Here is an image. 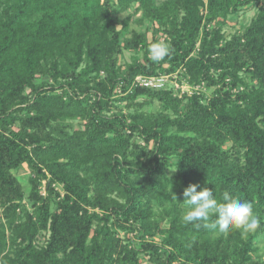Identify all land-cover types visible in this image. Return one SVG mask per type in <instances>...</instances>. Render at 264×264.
I'll list each match as a JSON object with an SVG mask.
<instances>
[{"label": "trees", "instance_id": "trees-1", "mask_svg": "<svg viewBox=\"0 0 264 264\" xmlns=\"http://www.w3.org/2000/svg\"><path fill=\"white\" fill-rule=\"evenodd\" d=\"M1 1L0 264H142V255L152 264H264L255 242L264 235V0ZM254 4L245 31L226 35L228 19ZM134 5L166 36L170 54L159 62L148 49L160 40L125 39L132 16H118ZM124 49L143 54L126 71ZM163 73L212 96L130 88ZM140 97L171 116L129 119L117 109ZM78 118L84 128L71 130ZM24 164L29 193L14 174ZM195 183L221 203L225 192L251 201L259 229L185 224L178 203ZM156 205L169 208L168 227Z\"/></svg>", "mask_w": 264, "mask_h": 264}, {"label": "rangeland", "instance_id": "rangeland-1", "mask_svg": "<svg viewBox=\"0 0 264 264\" xmlns=\"http://www.w3.org/2000/svg\"><path fill=\"white\" fill-rule=\"evenodd\" d=\"M1 2H4V0H2ZM257 12H258V6L255 4L242 9L238 14L231 16L228 19V21L223 25V32L228 36L234 35L236 33H243L245 29L251 24ZM128 16H132V18L130 21L129 31L125 35V39L131 40L134 33L145 35L149 42L155 39H158L160 41H164L166 39V36L156 31L157 27L153 23L147 20L142 21V11L141 10L137 11V5L132 6V8L129 11L119 15L118 19L121 22L126 20ZM121 28L122 26L118 25L117 29L121 30ZM135 57L141 60L143 58V54L141 52L135 53L132 50H125V49L123 50L122 54L119 55V65L121 66L123 71L127 70V65L132 63ZM161 75L165 76L167 74L163 73ZM175 75H169L170 78L166 90L172 91V93L175 96H179V97H183L185 94L188 95L193 94L194 91H192L191 85L188 84L186 78L178 75H176L177 77H175ZM102 78H104L103 74H101L100 76V79ZM45 80H47V78H45ZM45 80L44 78H40L38 80V83H42ZM200 90L202 91L201 94L204 96V101H208L211 98L212 93L214 91V89H210L209 87H205V86H203V88ZM117 106L119 107L117 109L119 111H122L129 119L137 115H143L146 117H157L158 119L161 118V114H167L171 116V112L165 111L163 109L162 104L146 97H140L135 101L123 100L121 102H118ZM117 109H115L113 113L114 112L116 113L118 111ZM68 124L71 127V130L73 129L82 130L84 128V125L86 124V119L78 118L75 120H70L68 121ZM137 141L142 147H144V142L140 138H138ZM230 148H231V144H228L226 146V149H230ZM14 174L18 178L20 183L24 186L26 193H29L30 191L29 177L31 176V170L28 167V165L24 164L22 168L14 171ZM154 211L156 213L155 219L161 221L162 227L164 228L168 227L169 220H167V216L165 213H168L170 211L169 208H161L156 205ZM163 218H165V220L162 221ZM120 237L125 240L127 238L125 233L123 232L121 233ZM160 237L161 236H157L156 238L153 239V241L160 243V239H161ZM131 238H133V235H131ZM43 240L44 238H42V241ZM255 242L257 243L256 247L258 249L256 256L264 260V235L261 237V239H259V241H255ZM141 262L142 264H152L149 261V259L143 255L141 258Z\"/></svg>", "mask_w": 264, "mask_h": 264}, {"label": "clouds", "instance_id": "clouds-1", "mask_svg": "<svg viewBox=\"0 0 264 264\" xmlns=\"http://www.w3.org/2000/svg\"><path fill=\"white\" fill-rule=\"evenodd\" d=\"M148 54L153 61L159 62L170 54V46L163 41H156L150 45ZM176 170L177 168L173 172ZM172 198L177 201L175 195ZM178 204L182 208L181 218L185 224L198 226L203 223L205 227L219 234L234 229L242 233H253L261 225L251 201L225 192L223 202H218L213 191L208 187H201L199 183L189 184L184 188L182 203ZM213 214L214 219L211 218Z\"/></svg>", "mask_w": 264, "mask_h": 264}, {"label": "built area", "instance_id": "built-area-1", "mask_svg": "<svg viewBox=\"0 0 264 264\" xmlns=\"http://www.w3.org/2000/svg\"><path fill=\"white\" fill-rule=\"evenodd\" d=\"M175 77L177 76L175 75ZM169 78H170L169 75L138 76L134 79L130 88L133 89L136 87H140V88H145V89L154 90V91L166 90V87L169 82ZM203 86L204 85L202 84L201 86L199 85L197 87H191V88H192V91H200V89H202ZM118 92L120 93V90Z\"/></svg>", "mask_w": 264, "mask_h": 264}]
</instances>
